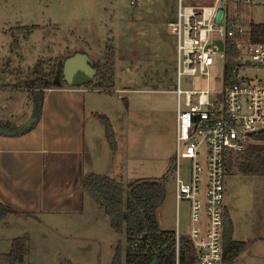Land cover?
I'll use <instances>...</instances> for the list:
<instances>
[{
	"label": "rangeland",
	"instance_id": "374dc122",
	"mask_svg": "<svg viewBox=\"0 0 264 264\" xmlns=\"http://www.w3.org/2000/svg\"><path fill=\"white\" fill-rule=\"evenodd\" d=\"M178 12V0H140L135 5L131 0H0V123L8 124L3 129L19 130L40 109L37 88L28 86L38 68L40 75L49 76L72 51L83 48L102 62L111 60L119 81L135 92L128 93L133 105L129 121L133 123L117 137L126 160L113 167L107 160L108 166L118 172L125 199L131 182L167 176L166 196L157 211L160 228L188 237L190 201L177 202L169 171L172 163L168 160L164 168L165 164L149 159L157 154L160 140L172 137L177 118L178 37L170 31L169 22L178 19ZM254 20L264 21L263 7L255 8ZM226 63L215 58L209 86L200 72L195 84L183 75L182 89L209 88L211 94H219ZM182 107L186 108L185 95ZM249 144L263 147L264 139L256 136ZM258 154L242 152L225 175V227L230 226L235 240L245 242V249L235 261L219 264H264V154ZM187 165L188 161L183 170ZM88 201L91 206L84 214L51 219L8 212L0 221V264H10L4 255L11 251L13 239L22 235L29 237V254L18 264H112L119 245V264H125L126 233L110 226L104 208L90 195Z\"/></svg>",
	"mask_w": 264,
	"mask_h": 264
},
{
	"label": "built area",
	"instance_id": "2783aa9c",
	"mask_svg": "<svg viewBox=\"0 0 264 264\" xmlns=\"http://www.w3.org/2000/svg\"><path fill=\"white\" fill-rule=\"evenodd\" d=\"M140 0H131L133 5ZM178 19L169 23L178 37L179 78L195 84L200 72L209 86L215 58L234 56L236 82L219 94L178 86V133L172 166L176 199L190 201L188 238L198 264L223 260L225 175L247 144L264 139V41L252 31L256 7L264 0H178ZM219 42L223 48L220 47ZM227 66V63H226ZM225 66V69H226ZM186 96V108L182 107ZM188 165L183 170V164ZM177 233V247L179 238Z\"/></svg>",
	"mask_w": 264,
	"mask_h": 264
},
{
	"label": "crops",
	"instance_id": "0c3cea01",
	"mask_svg": "<svg viewBox=\"0 0 264 264\" xmlns=\"http://www.w3.org/2000/svg\"><path fill=\"white\" fill-rule=\"evenodd\" d=\"M75 56L69 79L66 62ZM98 61L101 59L94 58L84 48L72 51L63 61L58 85L37 87L36 102L40 109L32 113L36 117L19 130L0 126V221L8 214L3 217L2 205L10 208L11 214H35L50 219L58 215L84 214L86 207L91 206L84 178L91 173L119 176L112 167L114 163L124 164L126 157L122 156L118 140L117 150H112L99 115L108 117L116 137L123 135L127 124L133 123L129 121L133 105L128 93L134 90L119 81L117 71L111 88L90 87L95 77L86 84L74 83L77 73L89 74L90 70L97 69ZM136 121L139 126L140 118ZM173 128L172 137L156 144L157 154L144 159L165 164L164 168L168 160L172 163L178 133V106ZM107 160L112 161V167ZM94 212L100 215L97 209Z\"/></svg>",
	"mask_w": 264,
	"mask_h": 264
},
{
	"label": "trees",
	"instance_id": "16d2710c",
	"mask_svg": "<svg viewBox=\"0 0 264 264\" xmlns=\"http://www.w3.org/2000/svg\"><path fill=\"white\" fill-rule=\"evenodd\" d=\"M252 31L255 34V40L264 41V23L253 24ZM234 56H238V53L230 50L225 69L226 84L237 80L233 74V67L236 64ZM96 68L97 73L94 79L97 80H92L89 85L96 89L113 87L114 62L112 63L111 60L98 61ZM40 72L38 68V75L35 74L28 83L29 88L43 89L57 86V78L61 79L63 74L62 65L59 69L53 70L49 76L45 75L46 77L40 75ZM39 96L41 103L42 90ZM99 117L105 125L111 148L116 151L118 142L113 125L105 115L100 114ZM0 126L7 128L8 124L0 123ZM244 152L258 156V153L264 154V146L249 144ZM166 182L167 176L163 180L145 178L133 181L127 187L129 196L125 199V186L117 178L96 173L88 174L84 178L85 191L104 208L109 216L110 226L118 233H126L128 245L125 251V264H198L192 250V243L187 236H180L179 247H177L176 234L160 228L157 211L166 196ZM2 209L3 217H5L10 208L2 205ZM225 225L226 219L224 220L221 263L235 261L245 249V242L235 240L232 236V229ZM120 249L119 245L112 264H119ZM27 254H29V237L22 235L13 239L11 251L4 257L10 264H18L25 260Z\"/></svg>",
	"mask_w": 264,
	"mask_h": 264
},
{
	"label": "water",
	"instance_id": "95a60500",
	"mask_svg": "<svg viewBox=\"0 0 264 264\" xmlns=\"http://www.w3.org/2000/svg\"><path fill=\"white\" fill-rule=\"evenodd\" d=\"M77 58V56L75 57H70L68 58L67 62H66V67H67V76L68 78L70 79L71 78V73H70V65L71 63ZM97 72V69H93V70H90L89 71V74H83V73H77L75 75V78H74V83H78V84H86L88 83L89 81H91V79L95 76ZM36 117V114L33 115V118L34 119Z\"/></svg>",
	"mask_w": 264,
	"mask_h": 264
}]
</instances>
